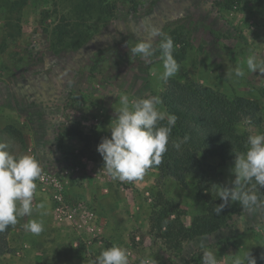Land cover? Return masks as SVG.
Segmentation results:
<instances>
[{"label": "rangeland", "instance_id": "374dc122", "mask_svg": "<svg viewBox=\"0 0 264 264\" xmlns=\"http://www.w3.org/2000/svg\"><path fill=\"white\" fill-rule=\"evenodd\" d=\"M153 28L171 36L173 53L185 52L167 81L159 79L162 37H150ZM64 30L71 37L62 38ZM149 40L153 57L131 52ZM249 56L264 61V0H0V143L17 156L33 153L41 167L31 214L0 232V264H92L113 245L126 250L129 264H202L205 251L219 264L248 253L264 263V208L233 215L234 222L214 235L176 249L152 231L151 216L160 201L172 203L186 226L206 214L196 179L178 182L154 167L139 180L112 179L97 152L102 138H110L120 96L130 103L152 96L162 101L171 89L190 84L228 100L254 101L259 113L243 118L238 133H264V74L248 70ZM158 107L169 114L163 101ZM68 129L84 131L86 145ZM58 156L56 167L46 164ZM83 156L94 162L90 171ZM200 158L216 168V185L231 186L234 159ZM63 169L70 172L63 200L69 210L82 207L74 221L65 218L42 176ZM39 203L45 207L38 210ZM35 214L44 227L39 236L24 227Z\"/></svg>", "mask_w": 264, "mask_h": 264}, {"label": "clouds", "instance_id": "9594fccd", "mask_svg": "<svg viewBox=\"0 0 264 264\" xmlns=\"http://www.w3.org/2000/svg\"><path fill=\"white\" fill-rule=\"evenodd\" d=\"M150 37H162L158 44V58L163 63L164 71L159 79L167 81L179 70L173 57V39L158 28L151 30ZM155 51L151 40L138 42L131 48L133 54L144 58L153 57ZM246 65L249 71L258 70L264 74V61L257 62L255 56H249ZM233 71L237 77L245 74L240 68ZM161 103L158 96L138 98L132 103L127 95L119 97L120 107L115 110V118L108 125L110 138L103 137L97 146V152L103 160L102 169L112 179L129 182L139 180L150 167L161 163L162 156L167 151L172 125L177 119L175 115L162 111L158 107ZM166 115L169 123L163 125L161 122ZM187 139L188 137H184L173 141V147L180 149ZM9 148L10 144L0 143V232L9 225H15L18 217L31 214L32 199L37 187L35 181L41 176L40 164L34 156H17ZM231 171L235 176L231 186L213 185L222 201L213 211L220 215L229 201H238L244 209L249 210L264 207V200L245 189L253 181L264 188V133L248 136L246 151L235 155ZM44 207L43 203L36 205L38 210ZM24 227L35 235L44 230L43 223L37 220L29 221ZM201 247L206 245L202 243ZM261 258L264 259V256ZM201 261L202 264H219L211 251H205ZM92 264H129V261L126 250L113 245L102 250ZM141 264L148 262L142 260ZM233 264H256V259L248 253L244 259L236 257Z\"/></svg>", "mask_w": 264, "mask_h": 264}, {"label": "trees", "instance_id": "16d2710c", "mask_svg": "<svg viewBox=\"0 0 264 264\" xmlns=\"http://www.w3.org/2000/svg\"><path fill=\"white\" fill-rule=\"evenodd\" d=\"M71 37V31L64 30L62 38ZM176 61L185 58V52L177 55ZM162 101L169 114L175 115L167 151L161 163L152 167L162 176L184 182L193 176L198 183V198L207 203V212L196 216L190 226L182 220V213L169 202L158 203L151 216L152 231L160 234L163 240L174 244L176 249L198 237L213 234L229 224L231 216L242 214L244 209L238 201L228 202L224 211L217 215L213 209L222 203L218 199L216 185L217 172L211 164L203 163L201 156L219 157L224 161L235 159V155L246 151L247 138L238 133V125L243 118L254 119L259 113V106L251 100L237 98L228 100L213 90L202 89L193 84L178 86L163 95ZM165 119L161 122L168 125ZM68 135L77 136L85 141L81 130L68 129ZM188 137L180 149L173 147V141ZM246 190L257 194L264 200V188L255 182L245 186ZM261 264H264L263 262Z\"/></svg>", "mask_w": 264, "mask_h": 264}, {"label": "built area", "instance_id": "2783aa9c", "mask_svg": "<svg viewBox=\"0 0 264 264\" xmlns=\"http://www.w3.org/2000/svg\"><path fill=\"white\" fill-rule=\"evenodd\" d=\"M46 180L50 182V187L56 193V200L60 210L65 215V218L74 221L77 217V212L79 211L78 207H72V210L66 206L63 200V192L66 190V187L69 185L70 181V172L66 169H63L57 174L48 173L46 174ZM86 213V211L84 212ZM61 217V219H65Z\"/></svg>", "mask_w": 264, "mask_h": 264}, {"label": "crops", "instance_id": "0c3cea01", "mask_svg": "<svg viewBox=\"0 0 264 264\" xmlns=\"http://www.w3.org/2000/svg\"><path fill=\"white\" fill-rule=\"evenodd\" d=\"M107 124H109L108 122H106V124L105 125H107ZM75 130V129H74ZM82 131V130H81ZM83 133H84V131H82ZM85 134V136H86V138H87V135H86V133H84ZM68 136V135H67ZM72 139H77V140H79L81 143H83V146H84V144L86 145V143H85V141H82L80 138H78L77 136H73L72 135ZM86 140V139H85ZM56 142H58V141H54V143H56ZM42 147H44V146H42ZM54 147H55V149H56V153L54 154V152H53V150H54ZM40 148V147H39ZM41 149V148H40ZM38 152H39V150H38ZM52 154L53 155H57V154H59V153H57V146H53L52 147ZM31 156H33V153H31ZM44 157H43V155H42V159H43ZM49 158V157H48ZM83 159V161H86L87 162V165H86V167H87V169L90 171L91 170V167H92V164L94 163L92 160H90V159H87V157L86 156H83L82 157ZM44 160V159H43ZM48 160H50V161H48L49 163H46V164H49V166H55L56 167V165H58V164H60L61 163V158H59V156L58 157H54V158H52L51 159V157H50V159H48ZM60 161V162H59ZM54 168V167H53ZM73 172V171H72ZM48 173H52V174H56V173H53V172H50V170H47V171H43L42 172V176H44L45 178H46V174H48ZM50 187V186H49ZM50 190L52 191L53 189H51V187H50ZM72 207H78V209L80 210V205H74V206H72ZM82 208V207H81ZM260 208H264V207H260ZM255 209V208H254ZM254 209H251V210H254ZM35 210V209H34ZM249 211V210H248ZM248 211H246V212H248ZM57 219V218H56ZM31 220H37V221H40L41 222V217L39 216V215H36L35 214V216L34 217H31V218H29V219H27V221L25 222V224H28L29 223V221H31ZM60 221V220H59ZM58 221V222H59ZM61 221H65L64 219L62 220L61 219ZM19 222H21V221H19ZM22 222H23V220H22ZM231 222H234V220H230L229 221V223H231ZM24 223V222H23ZM60 223V222H59ZM28 232V231H27ZM215 233H217V231L216 232H214L213 234H211V235H214ZM41 234V233H40ZM39 236V235H38ZM207 237H210V235H208V236H204V237H198V238H196V239H194V240H192V241H195V240H197V239H199V238H207ZM192 241H190V242H192ZM190 242H186V243H184V244H187V243H190ZM0 256H1V254H0Z\"/></svg>", "mask_w": 264, "mask_h": 264}]
</instances>
